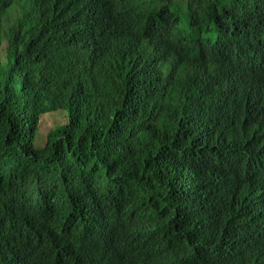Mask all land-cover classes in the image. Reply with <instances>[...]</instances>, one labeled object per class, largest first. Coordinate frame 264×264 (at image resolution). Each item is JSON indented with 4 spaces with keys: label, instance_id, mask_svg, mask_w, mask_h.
Instances as JSON below:
<instances>
[{
    "label": "trees",
    "instance_id": "16d2710c",
    "mask_svg": "<svg viewBox=\"0 0 264 264\" xmlns=\"http://www.w3.org/2000/svg\"><path fill=\"white\" fill-rule=\"evenodd\" d=\"M177 1L193 32L218 36L202 40L214 54L202 64L212 87L228 91L221 109L194 98V61L180 65L172 38L142 57L126 45L119 65L112 40L125 39L103 28L109 0H0V264H31L50 234L71 263H99L110 248L104 216L148 188L155 205L125 220L118 239L139 242L142 258L264 264V223L244 222L230 191L241 169L245 187L261 178L264 109L236 73L264 36V0ZM217 53L229 55L221 68ZM57 112L66 121L38 145L43 115ZM240 226L257 239L241 254Z\"/></svg>",
    "mask_w": 264,
    "mask_h": 264
},
{
    "label": "clouds",
    "instance_id": "9594fccd",
    "mask_svg": "<svg viewBox=\"0 0 264 264\" xmlns=\"http://www.w3.org/2000/svg\"><path fill=\"white\" fill-rule=\"evenodd\" d=\"M251 8L259 9L256 5H252ZM107 12L109 14L103 21L104 30L111 37L125 39L123 45L112 40L117 50L115 57L119 65L125 63L126 45L137 47L142 57L144 52L151 47L160 52H166L161 39L172 38L174 44L170 53L176 56L180 65L190 67L194 61L195 75L192 80L194 98L201 103L208 99L210 103L217 104L220 109L227 103L228 91L221 94L212 87L205 78L202 64L207 56L214 57V54L210 53L213 46H207L202 40L207 36H212V39L218 36L214 31L193 32L190 12L186 13L185 7L177 0H109ZM191 38L197 40V53L193 51ZM216 55L221 56L216 60L218 67L221 68L227 64L229 57L227 53ZM237 66L239 71L236 73V84H240L242 79L249 82L248 99L254 105L261 103L264 109V36L259 38L257 48L245 54ZM261 126V138L264 139V116ZM255 165L256 174L261 177L260 179H256L245 187L243 184L244 169H241L236 179L231 180L233 186L231 185L230 188L232 197L242 201L244 222L250 225L258 220L264 223V155L256 160ZM251 188L254 190L253 193L250 192ZM259 190L260 193L257 194ZM154 195L155 191L151 188L143 190L142 193L140 190L133 191L130 198L109 210L102 220L110 239L108 252L99 263H92L88 258H84L81 263L77 264H165L158 255L142 258V246L139 242L118 240L128 228L123 225L125 220L130 221L136 215L153 208L156 201ZM1 227L0 225V229ZM239 229L242 235L240 237L237 234V238L233 241L234 244L239 241L238 245H235V250L240 254L247 253L256 243V234L251 236L249 231L242 226ZM229 232L232 233L231 229ZM246 235L250 237L245 238ZM209 244L210 242L206 245L207 255L210 254ZM227 245H231L230 239H227ZM31 258V264H74L70 262L65 244L54 234H50L48 241L34 252Z\"/></svg>",
    "mask_w": 264,
    "mask_h": 264
},
{
    "label": "rangeland",
    "instance_id": "374dc122",
    "mask_svg": "<svg viewBox=\"0 0 264 264\" xmlns=\"http://www.w3.org/2000/svg\"><path fill=\"white\" fill-rule=\"evenodd\" d=\"M67 116L61 112L44 114L41 119V129L37 133V144H44L45 138L49 131L54 129L56 123H64Z\"/></svg>",
    "mask_w": 264,
    "mask_h": 264
},
{
    "label": "bare ground",
    "instance_id": "6f19581e",
    "mask_svg": "<svg viewBox=\"0 0 264 264\" xmlns=\"http://www.w3.org/2000/svg\"><path fill=\"white\" fill-rule=\"evenodd\" d=\"M241 112V111H240ZM243 119V118H242Z\"/></svg>",
    "mask_w": 264,
    "mask_h": 264
}]
</instances>
